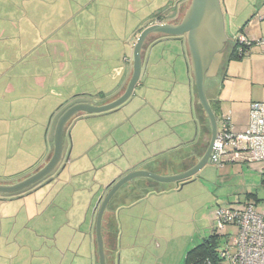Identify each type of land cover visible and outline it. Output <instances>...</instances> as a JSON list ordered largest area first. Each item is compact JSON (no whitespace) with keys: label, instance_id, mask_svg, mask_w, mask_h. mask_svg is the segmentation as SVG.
I'll list each match as a JSON object with an SVG mask.
<instances>
[{"label":"rangeland","instance_id":"rangeland-1","mask_svg":"<svg viewBox=\"0 0 264 264\" xmlns=\"http://www.w3.org/2000/svg\"><path fill=\"white\" fill-rule=\"evenodd\" d=\"M167 2L166 0H140L131 10L130 0H0V30L6 26L10 30L6 38L10 37L9 34H12V37L18 36L17 27H36L38 32L24 34L28 41L32 37L35 43L41 45V48H30L34 51H31L32 55H46L48 52L52 54L55 49L50 51L48 47H42V44L48 40H63V44L57 47L61 46L63 52L59 56V62L61 64L67 62L64 65L65 72L59 73L61 67H58V71L51 70L50 66L37 65L34 60H29L27 62L31 64L26 75L19 64L22 56L21 49L0 47V55H2L0 56V107L6 108V113H13L14 116L23 111L27 113L26 117L19 118L23 122L26 121L28 125L21 145L23 150L32 149L39 157L43 155L49 144L45 134L50 119L67 104L74 94L85 90L95 93L96 88L108 92L118 83L110 77L104 79L106 65L100 62V58L106 55V52L115 51L123 57L126 48L120 40H118L120 42L113 41L110 45L112 40H109V36L115 37L116 33L125 36L127 30L124 27H129L127 35H130L135 27L143 26L146 21L151 20L161 10L160 7ZM27 9L29 18L25 19L23 11ZM235 26L237 27L236 24L231 25V27ZM0 34H2L1 31ZM71 54H73V64H71ZM24 58H30V55ZM23 64L21 62L22 66ZM146 67L133 95L121 106L122 108L119 107L121 109H117L118 111L113 114L97 116L94 118L96 120H80L72 129V143L75 136L77 139L78 132L91 131L92 123L97 126L99 121H103L110 115L118 118L119 114H130L133 117L130 122L138 124L137 127L140 129L144 127V123L147 124L140 133L144 143L151 140L154 131L160 134L167 129V122L176 121V119L179 123L184 122H181L182 126L179 130L187 136V141L195 138L197 117L194 95L192 88L190 89L192 77L188 75L187 65L180 71L182 77L179 73L177 74L178 83H175L176 78L172 69L164 62L159 66L150 67V71ZM181 80H184V85ZM190 81L191 84H189ZM226 83L227 86L223 91L226 95L235 94L239 90L241 93L244 91L242 85L245 81L241 78ZM209 88L210 82L207 90ZM248 93L249 91L245 92L246 96ZM179 110H183L184 113ZM229 112L230 107H227V115L230 114ZM30 119L31 124L33 119L41 124L32 128ZM12 121V136L17 138L21 134L23 123L18 124L15 117ZM218 123L221 124V120H218ZM6 125L9 124L6 123ZM140 138L137 135L125 136L123 143L119 142L110 149L117 167L125 160H123L125 156L136 157L144 150L142 146L145 145L142 140H138ZM209 139L207 137L208 141ZM145 150L148 149L145 148ZM77 154L78 151L74 152L72 158ZM22 156L23 152L17 157L16 155L8 157L5 154L0 157V180H13L20 177L19 175L22 174L20 170L28 168L21 167L23 166L21 161L19 163L16 161ZM79 162L98 163V152L86 156ZM77 164L81 165L78 162ZM263 167V162L233 161L223 164L218 161L210 162L191 181L174 193L154 194L150 200L142 202L139 206L124 208L121 212L124 228L119 264H185L188 250L214 233L217 235L215 249L220 250L225 237L220 235L221 232L218 229L216 209L244 206L247 202H252L258 210H264ZM94 175L98 180L103 178L101 172L89 170L73 175L72 184L76 185L82 177L92 181ZM33 191L21 198H8L9 200L6 198L0 201V238H2L0 241L3 247L6 243L4 236L8 237L10 233H13L11 238H14L17 233H29V237H33L36 232L40 234L55 232V226L58 227L59 224L52 225L47 220L57 215V220L62 222L66 218V208L71 207V164L52 182ZM96 205L97 202L91 212ZM159 211L166 215L164 225L158 224ZM149 223L152 225L150 232L154 235L150 237L142 235V238H138V244L135 245V236H139L138 229L134 228L135 224L136 226L143 224L149 229ZM226 231L235 232V228L228 226ZM59 232L64 233L67 230ZM159 235L162 238L158 237ZM35 242L28 238L29 246ZM37 242L35 244L40 249H42L40 243L44 242L45 253L51 252L53 241L38 239ZM11 243H17V241H11Z\"/></svg>","mask_w":264,"mask_h":264},{"label":"crops","instance_id":"crops-1","mask_svg":"<svg viewBox=\"0 0 264 264\" xmlns=\"http://www.w3.org/2000/svg\"><path fill=\"white\" fill-rule=\"evenodd\" d=\"M133 1L137 3L140 0ZM166 1L168 2L160 7V11L168 10V6L177 0ZM130 2H132V0H130ZM223 5L226 14L229 16L230 32L232 33L224 50L225 59L226 56L230 55L232 47L237 44L236 38L238 35L244 34L249 40H258L264 37V0H224ZM28 11V9L23 11V17L25 16V19L29 18L27 14ZM158 22L159 21L153 17L151 20L146 21L143 26L135 27L130 35H127L129 27H124L125 30H127V32H125V36H121L119 33H116L115 37L109 36V40H112L109 43L110 45L113 41H123L124 48H126L125 55L123 57L118 54V51H115L106 52V55H103L100 58V62L106 65V77H104V79H109L110 77L118 83L108 92L103 91L101 88H96L97 92L95 93H90L88 90L81 93L95 95L98 92H103L105 94L104 98L95 97L97 103H106L122 95L132 75L134 45L138 35L140 34V30L145 28L144 25H150ZM234 23L237 27H231L232 24L235 25ZM8 28L9 27L6 26L2 27L0 30L2 32V34H0V47H6L8 49H21L20 53L22 56L19 64L21 68H23L24 74L27 75V72L30 69L29 64L31 63L27 62L29 60H34L37 65H46V61L43 60L44 57L41 59L38 55L34 56L32 55L33 53H31L32 50H30L31 47L32 49L33 47L41 48V45H39V43H35L32 37H30V40L28 41V39H25L24 35L27 32H38V28L17 27L18 36L12 37V34H9L10 37L6 38V35L10 32ZM60 44H63V40H48L46 43L42 44V47L46 46L50 49V51L55 49L54 52H57L60 55V53L63 54L61 51L62 47L60 46V48H57ZM119 44L122 46L121 43ZM28 55H30V58H24ZM0 56L2 57V55ZM72 58L73 54H71V64L74 62V59ZM56 60L58 62V57ZM21 62L24 63L23 66L21 65ZM57 62L56 65H53L49 61L50 64L46 66H50L51 70L56 69V71L59 70L58 67H61L62 69L59 73H64V65L67 62L62 63L61 66H59V64L57 65ZM162 62L172 69V73L175 74L176 78L175 83H178L177 74L179 73L180 77H182V73L180 71H182V68H185L187 65L184 42H182L181 39L165 37L154 43H149L146 50L143 71L146 66L147 70L150 71V67L159 66ZM71 69L74 70V68ZM188 75L190 76L189 73ZM238 78L245 81L242 85V89L244 91L241 93L239 90L238 92H235V94L226 95V93L223 92L227 86L226 82L230 80L233 82L234 80H238ZM179 84H181V82ZM182 84L184 85V80L182 81ZM189 84H191V81ZM191 88L192 87L190 85V89ZM191 91L193 93V88ZM247 91H249L248 96L245 94ZM78 94L80 93L74 95ZM208 95L211 99H216L218 97L217 99L220 100L218 120H221V124L218 123L219 128L222 125L223 118L230 117L229 123L233 131L237 132L246 129L250 121L251 104L258 101L264 102V49L260 45L254 44L249 53H247L242 59L228 61L225 69L219 71L218 75L213 77V80L210 83V88L208 89ZM227 107H230L229 115L226 113ZM121 108H118V110ZM6 110V108L0 107V157L3 154L8 157L13 155H16L17 157V155L20 156L21 152H23V156L16 159L18 163L21 161V165H23L21 167H28L20 170V173H23L28 169L44 163L45 159L49 156L51 149L49 144H47V148L41 157H39L32 149L28 150L26 148L23 150L21 145L26 136L28 125L25 123L26 121L23 122L19 118L26 117L25 115L27 113L23 111L17 116H14L13 113H6ZM118 110L115 109L101 114H87L71 124V132L74 126H76L82 119L91 120L97 116L113 114ZM179 111L182 112L183 110ZM13 116L16 118L18 124L23 123L21 134L18 135L17 138H13L12 136ZM131 119H133V117L130 114H119L118 118H116L115 115H110L106 119H103V121H99V125L97 126L92 123V126H90V129H92L91 131L87 132L83 130L80 133L78 132L77 139L75 136L73 141L71 156L66 162V167L71 164L72 194L71 207L66 208V218L60 222L57 220V215H53L50 220H47L49 224H59L58 227L60 228L55 226V232H53V234H51V232L46 234L36 232L35 236L29 237V233H17L14 238H11L13 233H10L8 234V237L4 236L6 241L4 247L0 241V264H99L95 231L97 212H95V209L93 212L91 211L96 202H98L100 196L107 192L106 187L114 181L119 180L127 173L135 169H141V165L148 163L157 157H161L163 155H174L172 157H176L178 153H176L175 150L193 141L197 137L198 133L197 123L195 122L196 136L193 140L187 141V136L183 131L179 130L182 126V121L179 123L178 119H176V121L167 122V129H164L160 134L154 131L151 140L148 142L145 141L144 143L143 139L140 138V133L147 124L144 123V127L140 129L137 127L138 124L130 122ZM6 123L9 125H6ZM38 124H41V122L34 119L31 124L30 119V126L32 128L37 127L35 125ZM126 126L129 127L127 128ZM135 135L140 138L138 140H142V143H144L145 146H142L144 150L141 153H138L136 157L128 158L125 156L123 158V160H125L117 167L114 163L115 157L111 155L113 152H111L110 149L115 147V145L119 142L123 143V141H125V136L133 137ZM150 146L152 147L150 148ZM145 148L148 150H145ZM95 149H98L99 151H94ZM76 151H78V154L72 158L73 153ZM94 152H98V163L90 164L89 162L86 164L79 162V160H82ZM77 162L81 165H78ZM89 170H95L97 173L101 172L103 178L98 180L96 175H94L92 181H87L82 177L78 180L76 185L72 184L73 175L76 176L77 174H82ZM177 189L179 188L167 191L168 193H160L159 195L172 194ZM33 192L34 191L16 197L21 198ZM133 195L131 198H133ZM122 196L123 195L118 194L110 201L103 216L102 233L104 237L107 264H119V260L121 258L123 246L122 230L124 228L121 221L122 210L127 207L129 208L130 206H139L142 202L150 200L154 194H149L143 199L133 203L123 202ZM6 198L8 199L14 197L0 196V201L5 200ZM159 214L158 224L162 223L161 225H164L166 215H164L162 211H159ZM149 225L148 229L143 224L140 226H136L135 224L134 228H137V232L139 233V236H135V245L138 244V238H142V235H147V237L154 235V233L150 232L152 231V225L150 223ZM61 230H67V232H59ZM158 237L162 238L161 235ZM28 238H30V240H35V243H38V239L48 242L53 241V245L51 247L52 249H50L51 252H44V242L40 243L42 249H40L35 243H33V245L31 244L32 246H29ZM1 239L2 238H0V240ZM11 241H17V243H11ZM60 242L62 243V246ZM143 247L144 246H142V248ZM52 250H54V252H52ZM60 258H62V260H60Z\"/></svg>","mask_w":264,"mask_h":264},{"label":"water","instance_id":"water-1","mask_svg":"<svg viewBox=\"0 0 264 264\" xmlns=\"http://www.w3.org/2000/svg\"><path fill=\"white\" fill-rule=\"evenodd\" d=\"M224 0H191L183 17L178 22H158L145 27L137 37L133 51V70L131 78L122 95L106 103H97L80 93L70 103L59 109L49 121L46 139L52 148L48 160L38 170L23 179L11 183L0 182L1 197H16L44 187L59 176L66 168V162L73 149L69 122L79 114H101L118 109L133 95L142 74L150 35H161L181 39L184 42L188 73H191L194 103L198 102L207 116L211 137L204 155L189 169L173 174H160L146 168L135 169L106 187L107 192L98 199L95 207L96 241L99 264H107L104 237L102 233L103 216L110 201L128 183L140 178H148L160 183H176L182 187L198 174L208 163L219 159L216 144L219 124L210 104L207 93V80L216 77L224 61L225 47L232 33L229 16L224 9ZM71 97V98H72Z\"/></svg>","mask_w":264,"mask_h":264},{"label":"built area","instance_id":"built-area-1","mask_svg":"<svg viewBox=\"0 0 264 264\" xmlns=\"http://www.w3.org/2000/svg\"><path fill=\"white\" fill-rule=\"evenodd\" d=\"M236 39L241 54L249 53L254 44L264 49V37L249 40L240 34ZM225 118L227 120L223 119L216 141L218 161L264 163V102L251 104L250 121L242 131H233L230 117ZM215 217L220 235L225 239L222 248L217 250V263L206 259L204 264H264V210L247 202L244 206L218 207ZM228 226L235 228V232H227Z\"/></svg>","mask_w":264,"mask_h":264},{"label":"trees","instance_id":"trees-1","mask_svg":"<svg viewBox=\"0 0 264 264\" xmlns=\"http://www.w3.org/2000/svg\"><path fill=\"white\" fill-rule=\"evenodd\" d=\"M164 15L165 14H163L162 11H158L154 17L159 22H163L165 19ZM142 30L143 29H141L140 32ZM162 38H165V36L150 35L148 38V42L154 43L158 40H161ZM247 47H249V46L247 45ZM244 56H245L244 54L239 53V44L237 42V44L232 47V51H231L230 55L226 56V58L224 59L220 71L225 69L226 63L228 61L242 59ZM190 75H191V73H190ZM212 80H213V78L212 79L209 78L207 80V87H208L209 82L211 83ZM207 93H208V90H207ZM93 96L99 97V98H104L105 94L103 92H98L97 94H95ZM217 98L211 99L209 97V100H210V104H211L217 118H219L220 100H218ZM195 110H196L195 113H196L197 124H198L197 125V130H198L197 137L193 141H191V142L181 146L180 148L176 149L175 152L178 153L176 155V157H172L174 155H172V156L163 155L161 157L155 158L154 160H152L148 163L141 165V168H146V169H149L151 171H154V172H157L160 174H165V175L173 174L174 172L175 173L183 172V171L189 169L190 167H192L204 155L205 150H206L205 147L208 144L205 137H210L211 127H210V123H209L207 116L205 115L201 105L198 102L195 103ZM81 115H83V114H81ZM84 115H86V114H84ZM223 119L227 120V118H223ZM203 145H204V147L201 149V147ZM50 149H51L50 154L45 159L44 163L48 160V158L50 157V155L52 153V148H50ZM218 162H221L223 164V163L228 162V161L221 159ZM44 163H41L40 165H37L31 169H28L27 171L20 174L19 178H16L13 180H0V182L11 183V182H15L17 180L23 179L26 176H28L29 174L38 170L41 166L44 165ZM158 169H160V171L162 173L159 172ZM192 179L193 178H191V180ZM262 182L264 184V171H262ZM131 183H141L144 185L143 186L144 188H141L137 193H135L133 195V198H132L133 200L131 203L139 201L149 194H160V193H164V192L173 190L175 188H180V186H178L176 183H171V184L170 183H160V182L148 179V178L136 179V180L131 181L128 184H131ZM122 189H121V191H119L118 194H122ZM216 236L217 235L214 233V234L210 235V237L206 238L202 243H200V244L196 245L195 247L189 249L187 254H186L185 264H204L206 259H211L214 263H217L216 262L217 250L215 249Z\"/></svg>","mask_w":264,"mask_h":264},{"label":"flooded vegetation","instance_id":"flooded-vegetation-1","mask_svg":"<svg viewBox=\"0 0 264 264\" xmlns=\"http://www.w3.org/2000/svg\"><path fill=\"white\" fill-rule=\"evenodd\" d=\"M190 2H191V0H177L176 2L174 1V2H172V4L170 5V6H168V10H162L163 12V14H165L164 15V17H165V19H164V21L163 22H178L179 20H181L182 19V17H183V15H184V13H185V11H186V9L188 8V6H189V4H190ZM135 4V1H133L132 0V2H130V6H129V8L131 9V10H133L134 9V5ZM151 25V24H150ZM147 26H149V24H147V25H144V27H147ZM71 53H72V51H71ZM45 55V54H44ZM43 54H40L39 55V57L42 59L43 57H44V60H46V65H49L50 63H49V61L54 65L56 62H57V57H58V59H59V56L61 55V53H60V55L57 53V52H52V54H51V52H48V53H46V55L44 56ZM46 58V59H45ZM49 61H48V60ZM56 60V61H55ZM59 64V66H61V63L59 62V60H58V62H57V65ZM79 96H87V97H91V99H93V101H95V102H97L96 101V98L91 94V95H89V94H83V95H79ZM77 96H75V97H72L67 103H70L72 100H74L75 98H76ZM85 115H81V114H79L78 116H76L75 118H73V120H71L70 122H69V127L71 126V124H73V122L75 121V120H77V119H79V118H82V117H84ZM219 133V132H218ZM210 137H211V135H210ZM209 137V138H210ZM206 138V140H207V137H205ZM208 141V140H207ZM208 145V144H207ZM207 145H206V147L205 148H207ZM204 147V145L201 147V149ZM159 170V172H161L160 171V169H158ZM162 170V169H161ZM157 171V170H156ZM162 173V172H161ZM175 173V172H174ZM178 173H180V172H178ZM193 178V177H192ZM171 184V183H170ZM144 185L143 184H141V183H131V184H128L125 188H123L122 190V194L121 195H124V196H122V201L123 202H132V195L134 194V193H137L141 188H144L143 187ZM110 259V258H109Z\"/></svg>","mask_w":264,"mask_h":264}]
</instances>
